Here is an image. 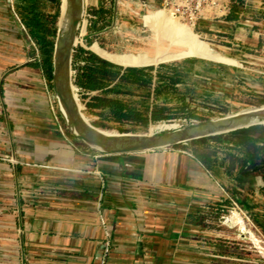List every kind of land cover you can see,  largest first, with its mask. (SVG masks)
<instances>
[{
  "label": "crops",
  "instance_id": "crops-1",
  "mask_svg": "<svg viewBox=\"0 0 264 264\" xmlns=\"http://www.w3.org/2000/svg\"><path fill=\"white\" fill-rule=\"evenodd\" d=\"M242 11L261 13L264 24V0H245ZM3 23L0 264H201L202 215L229 202L213 157L206 167L188 149L81 153L89 150L52 116L39 69L9 66L22 56L8 46L17 48L18 37L9 40Z\"/></svg>",
  "mask_w": 264,
  "mask_h": 264
},
{
  "label": "rangeland",
  "instance_id": "rangeland-1",
  "mask_svg": "<svg viewBox=\"0 0 264 264\" xmlns=\"http://www.w3.org/2000/svg\"><path fill=\"white\" fill-rule=\"evenodd\" d=\"M228 1L230 12L226 16L211 14L201 18L194 29L213 49L237 58L242 66H228L195 56L156 66L134 67L138 69L135 74L126 67L108 68L103 75V89L81 90L73 84L68 91L74 100L78 97L82 105V110L79 109L89 119L86 121L97 130L116 133L111 135L117 139L120 134L157 137L235 116L252 107H263L264 24L257 23L262 14L241 12L245 0ZM64 4L69 11L70 3L64 0H0V21L5 24L2 33L9 40L18 37L17 48L14 42H8V46L22 56L17 61L9 60L12 63L9 66L39 69L52 116L59 121L60 131L72 140L75 128L69 126L62 111L54 81L56 54L65 35L59 25ZM235 6L238 19L228 20ZM157 8L166 9L165 0H86L74 48L83 46L91 51L90 47L97 43L114 54L138 53L144 44L139 39L152 36L144 16ZM72 69L74 83L73 63ZM95 97L107 100L113 107L120 103L130 119L118 121L113 117L114 109L91 107L99 102ZM5 99L3 94L4 102ZM6 112L8 118L10 112ZM144 119L148 120L147 124L141 121ZM165 122L177 124V128L166 129ZM261 126L241 127L165 148L188 149L204 158L215 157L208 164L223 183L229 201L222 207L212 203L202 215L197 239L201 264H264V147L261 142L250 141L238 146L245 137L264 136V125ZM216 137L219 142L212 144ZM201 139L206 142H196ZM80 143L89 150L81 148L85 155L99 151L85 141ZM236 211L245 220L244 228L234 219ZM251 231L258 243L253 241Z\"/></svg>",
  "mask_w": 264,
  "mask_h": 264
},
{
  "label": "bare ground",
  "instance_id": "bare-ground-1",
  "mask_svg": "<svg viewBox=\"0 0 264 264\" xmlns=\"http://www.w3.org/2000/svg\"><path fill=\"white\" fill-rule=\"evenodd\" d=\"M65 3H70L69 11L66 10L65 4L63 5V18L67 16L66 21L61 27L63 34L67 31L69 26L72 24V14L75 9L76 0H64ZM86 0H82L76 11L74 16L75 19L82 18L84 10H85ZM144 21L146 25L151 29L152 36L148 38L141 37L139 41H143L144 44L141 50H138V53H127V54H114L113 52H109L108 50L102 48L98 44H94L92 46V50L106 58L111 60L117 64L126 66V67H139V66H156L162 63H168L172 61H179L182 59H186L189 57H204L208 59H212L218 62H223L227 64H237L241 65V63L231 57H228L223 52L216 51L211 47V45L207 42H204L200 36L195 32L194 26L180 20L177 18L173 11H168L164 8L156 11H152L149 15L144 17ZM63 28V29H62ZM77 39V38H76ZM63 63V68L65 70L66 79L63 85H60L58 90L62 92V95L67 100H72L74 103L73 97L71 94L69 95L68 91L70 90L71 85V65H70V58L69 56L63 57L61 60ZM78 100V97L77 99ZM79 107L82 110V105L79 102ZM65 112V110L63 109ZM65 116L68 118V114L65 112ZM264 114V105L261 108L252 107L243 110L239 114V116H249V115H262ZM85 120L89 121V119L84 115ZM70 123L75 127L78 128V125L73 121L69 120ZM160 125V124H159ZM241 125V124H240ZM234 126H239V124H232V123H224V122H215L213 124H208L200 128H190L187 131L188 137H197L199 135H207L209 133H222L228 132L233 129ZM163 127L166 129H176L177 124H163ZM107 136H111L112 140L115 136L111 134H116L112 132H101ZM121 135V134H120ZM119 137L123 139V141H128V135H123ZM149 137V136H146ZM141 136V142L144 138ZM135 147L139 146L140 144H134ZM232 219V218H231ZM234 219L238 224L244 228L245 220L242 217L241 213L236 211L234 212ZM251 237L258 243L259 239L254 235L251 231ZM261 240V239H260ZM264 254V253H263Z\"/></svg>",
  "mask_w": 264,
  "mask_h": 264
},
{
  "label": "water",
  "instance_id": "water-1",
  "mask_svg": "<svg viewBox=\"0 0 264 264\" xmlns=\"http://www.w3.org/2000/svg\"><path fill=\"white\" fill-rule=\"evenodd\" d=\"M81 1L82 0H76L75 9L71 17L72 24L69 26V28L65 32L62 44L60 48H58V51L56 54V61H55V70H54L55 90L58 94L59 101L62 107V111L64 109L65 112L68 114V118L66 119L70 127H74V126L70 123L69 120H73L78 125V128L74 127L75 130L72 131L73 137L89 143V145H91L93 148H96L99 151H102L105 155L123 156V155L155 152L159 149H165L167 147L182 144L187 141L200 139L202 137H205L211 134H218V133H209L207 135H199L197 137L187 136V131L190 128H200L208 124H213L215 122L239 124V126H234L232 130H235L241 127L250 128L253 126L264 125V114L249 115L246 117L239 116L238 114L235 116L216 119V120H213L205 124L189 127L181 131H174L164 136H157V137L149 136V137L144 138L142 142H141L140 137H132V139H129L128 141H123V139L120 137H118V139L116 137V139L114 138V140H112L111 136L102 134L99 130L95 129V127H93L90 123H88L85 120L82 112L72 102V100L69 101L65 99V97L62 95V92H59L58 90L59 86L63 85L66 79L65 70L63 68V63L61 62L63 57L69 56L70 65L72 69L73 52L75 50L74 47L76 46L77 29L80 24V18L75 19L74 16L78 9V5ZM72 75H73V69L71 71V80H72ZM65 112L63 111V113ZM123 138H125V135L123 136ZM134 144H137V145L140 144V145L135 147Z\"/></svg>",
  "mask_w": 264,
  "mask_h": 264
},
{
  "label": "trees",
  "instance_id": "trees-1",
  "mask_svg": "<svg viewBox=\"0 0 264 264\" xmlns=\"http://www.w3.org/2000/svg\"><path fill=\"white\" fill-rule=\"evenodd\" d=\"M238 11L237 6L233 9L231 14L227 17L228 20L235 21L238 19V15L236 12ZM63 14L59 20L60 27H63L64 22L66 21L67 17L63 18ZM62 19V20H61ZM97 44V43H95ZM99 45V44H98ZM93 46V45H92ZM92 46L90 47L91 51L87 50L83 46H78L75 49V54H73V67L75 69V76H74V83L71 80V85L75 84L78 88L90 90V91H96L104 88V85L102 83L103 75L107 73L108 68H116V69H122L121 67H126L120 64H117L111 60H108L106 58H103L96 52L92 50ZM100 46V45H99ZM97 54V55H96ZM101 58H100V57ZM103 58V59H102ZM105 59V60H104ZM129 68L127 71L129 73H137L138 69L134 67H126ZM94 100L99 101L95 104H91V107H104V108H110L114 109V118L118 121H125L129 120L130 116L125 112V109L121 106L120 103L116 102L117 106L113 107L112 103L108 102L107 100H104L101 97H95ZM74 104L79 107V99L74 100ZM103 115V114H102ZM105 116V115H103ZM106 117V116H105ZM144 124L148 123L147 119L141 120ZM263 126H253L250 128H261ZM244 131H247L249 129H243ZM100 132H106L105 130L99 129ZM245 135H248L246 133ZM129 138H132L133 136H129ZM219 138V137H216ZM250 141L253 143L261 142L264 147V136H259L256 139L252 137H245L240 141L238 146L246 145V142ZM200 143H205L206 139H201L199 141ZM199 159L203 164H206V159L202 155H199Z\"/></svg>",
  "mask_w": 264,
  "mask_h": 264
},
{
  "label": "built area",
  "instance_id": "built-area-1",
  "mask_svg": "<svg viewBox=\"0 0 264 264\" xmlns=\"http://www.w3.org/2000/svg\"><path fill=\"white\" fill-rule=\"evenodd\" d=\"M165 8L173 11L180 20L195 26L201 18H208L211 14L226 16L230 12V3L228 0H165ZM107 253H110L109 249Z\"/></svg>",
  "mask_w": 264,
  "mask_h": 264
}]
</instances>
